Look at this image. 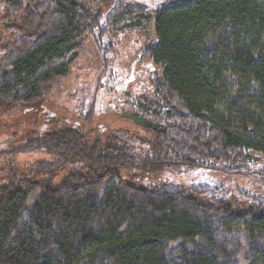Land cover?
Returning a JSON list of instances; mask_svg holds the SVG:
<instances>
[{
	"label": "trees",
	"instance_id": "obj_1",
	"mask_svg": "<svg viewBox=\"0 0 264 264\" xmlns=\"http://www.w3.org/2000/svg\"><path fill=\"white\" fill-rule=\"evenodd\" d=\"M146 10L132 0H5L0 112L40 106L89 35L107 61L110 28ZM153 31L141 56L161 68L153 96L107 112L139 113L160 130L131 123L103 139L92 101L73 124L26 135L15 150L47 158L0 177V264H264L263 195L240 191L237 205L221 187L130 181L200 167L264 178L247 161L264 155V0L160 6Z\"/></svg>",
	"mask_w": 264,
	"mask_h": 264
},
{
	"label": "rangeland",
	"instance_id": "obj_2",
	"mask_svg": "<svg viewBox=\"0 0 264 264\" xmlns=\"http://www.w3.org/2000/svg\"><path fill=\"white\" fill-rule=\"evenodd\" d=\"M4 1L0 0V56L3 54V49L10 43V34L5 30L2 22ZM185 1L189 0H132L133 3H142L147 6V10L142 14L147 18L139 21L140 13L135 11L130 17L110 28L102 39V43L110 47L106 55L107 61L102 59L94 35H89L69 75L53 88L40 106L25 108L17 105L5 112L1 111L0 177L11 168H18L21 172L25 165L34 160L47 158V155L35 151L23 153L15 150L26 141V135L34 130L43 132L48 121L51 120L73 124V121L79 119V112L82 114L87 112L92 101L97 109L91 122L94 126L92 129L100 130L99 135L103 139L111 135L110 128L113 127H123L133 131L134 127H131V123L135 127L138 125L131 119L116 117L107 110L124 107L125 101L134 103L142 94L153 96L150 79L158 77L161 74V68L154 66L150 60L141 59L144 48L149 43L157 42L153 31V15L160 6H172ZM87 2L92 9L97 8L98 4ZM108 12L109 10L105 11L104 19ZM103 23L104 20L101 21V24ZM123 27L127 28L121 30ZM95 135L97 134L92 131L89 138L93 139ZM248 153L247 161L251 169L264 168L263 154L252 151ZM130 181L139 187L163 183L182 187L197 185L221 187L225 188L231 196L235 198L237 196V205L246 202L245 197L238 195L240 191L250 195L264 196V178L260 175L227 174L206 167L181 172L166 169L153 177ZM234 213L239 212L235 209ZM245 253L246 249H243L238 257L239 263Z\"/></svg>",
	"mask_w": 264,
	"mask_h": 264
},
{
	"label": "water",
	"instance_id": "obj_3",
	"mask_svg": "<svg viewBox=\"0 0 264 264\" xmlns=\"http://www.w3.org/2000/svg\"><path fill=\"white\" fill-rule=\"evenodd\" d=\"M122 117L131 119L135 124L142 127H152L155 131H159L160 128L156 123H150L144 116L139 113L126 112L121 114ZM164 130V128H162Z\"/></svg>",
	"mask_w": 264,
	"mask_h": 264
}]
</instances>
